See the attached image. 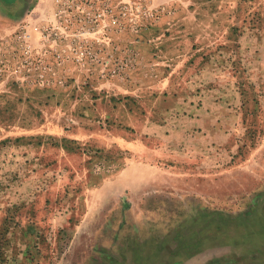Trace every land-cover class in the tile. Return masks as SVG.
<instances>
[{
	"label": "rangeland",
	"instance_id": "1",
	"mask_svg": "<svg viewBox=\"0 0 264 264\" xmlns=\"http://www.w3.org/2000/svg\"><path fill=\"white\" fill-rule=\"evenodd\" d=\"M144 1L165 13L100 55L128 56L126 77L0 76V264H264V0ZM38 2L0 0L1 54ZM145 39L218 54L225 95L201 122L85 111L122 100Z\"/></svg>",
	"mask_w": 264,
	"mask_h": 264
},
{
	"label": "built area",
	"instance_id": "2",
	"mask_svg": "<svg viewBox=\"0 0 264 264\" xmlns=\"http://www.w3.org/2000/svg\"><path fill=\"white\" fill-rule=\"evenodd\" d=\"M164 13V7L153 8L144 0H50L43 12L31 13L5 42L0 76L48 88L62 84L71 68L87 78L100 64L104 76L126 77L128 56L100 62L103 49L117 36L140 33ZM108 62L113 65L106 69Z\"/></svg>",
	"mask_w": 264,
	"mask_h": 264
},
{
	"label": "crops",
	"instance_id": "3",
	"mask_svg": "<svg viewBox=\"0 0 264 264\" xmlns=\"http://www.w3.org/2000/svg\"><path fill=\"white\" fill-rule=\"evenodd\" d=\"M41 1L39 0L36 6L48 7L47 4L42 5ZM30 15L31 13L19 17L17 22L29 19ZM136 44L139 49V61L132 83L122 90V100L109 101V104L99 106V99L92 98L91 107L85 111H97V107H100L112 115L126 114L127 119L136 120L138 128H142L147 126L145 124L150 115L151 122L165 126L163 122L159 123L156 117L164 115L168 124V118H172L175 109L182 114L188 111L193 115L192 120L201 122L203 113H210L214 106L222 102L220 98L225 94L223 91L219 92L218 78H221V74L226 76L229 72L214 62L213 57L218 54L208 50L210 44L192 43L188 55L180 59L176 57L175 42L147 43L145 39L136 41ZM234 74L235 71H232L233 76ZM128 96L131 99L127 98Z\"/></svg>",
	"mask_w": 264,
	"mask_h": 264
}]
</instances>
